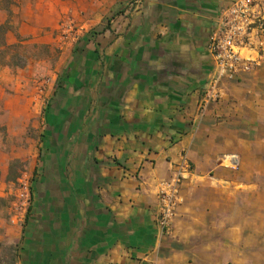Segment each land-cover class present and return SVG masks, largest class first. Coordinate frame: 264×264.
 <instances>
[{
  "label": "crops",
  "instance_id": "0c3cea01",
  "mask_svg": "<svg viewBox=\"0 0 264 264\" xmlns=\"http://www.w3.org/2000/svg\"><path fill=\"white\" fill-rule=\"evenodd\" d=\"M233 1L74 0L91 27L60 45L52 91L28 98L16 80L6 93L5 75H46L29 60L0 72V128L11 142L32 129L33 170L46 177V199L12 239L21 264H264V51L220 101L199 105L206 44ZM68 11V0H10L7 44L46 46ZM182 155L189 177L162 232L157 187ZM14 158L0 133V201Z\"/></svg>",
  "mask_w": 264,
  "mask_h": 264
},
{
  "label": "built area",
  "instance_id": "2783aa9c",
  "mask_svg": "<svg viewBox=\"0 0 264 264\" xmlns=\"http://www.w3.org/2000/svg\"><path fill=\"white\" fill-rule=\"evenodd\" d=\"M65 32L73 33L68 24ZM206 50L212 62V71L200 98V111L221 100L223 83L237 80L242 74L260 66L264 51V2L260 0H234L219 17L215 31L210 35ZM236 167L235 157L228 159ZM190 165L184 155L172 168L170 177L157 187V225L162 232H169L176 210L181 204L180 190L188 179ZM13 224L22 222L31 201L29 178L17 181L11 193Z\"/></svg>",
  "mask_w": 264,
  "mask_h": 264
},
{
  "label": "rangeland",
  "instance_id": "374dc122",
  "mask_svg": "<svg viewBox=\"0 0 264 264\" xmlns=\"http://www.w3.org/2000/svg\"><path fill=\"white\" fill-rule=\"evenodd\" d=\"M9 4L10 0H0V8L6 9ZM68 8V15L61 21L59 28L53 32H49L46 29V36H49V41L46 46H36L34 44L24 43L17 49V51L26 57L27 60L35 64V71L43 73L46 70V75H16L15 72L17 69L10 68L15 74L10 73L9 75H3L4 77L2 80V86L6 93L13 92L12 88L14 87L16 80L19 81L20 85H24L22 89L26 94L25 96L28 98H31L39 88L46 87V93H48L59 84L58 77L56 78V75L53 74L56 73L58 66L62 62V58L64 57L61 55L62 51L60 50V45H71L76 41V39L82 37V35L86 33L85 31H89L91 27L90 22L83 23L72 16L74 10V0H68ZM68 24L72 25L73 33L71 32V34L65 32ZM82 25L84 27H81ZM6 68L8 67L1 68L0 72ZM42 81H45V83L41 86ZM22 103L23 101L21 100L20 104ZM0 133L3 136L5 150L7 152L12 151L16 157L14 160H11L8 165L9 169L6 177V181L9 184L8 190H10L11 193H14L17 188V181L24 175L29 178L30 182V207L22 222L16 225L11 222V202L13 200V196L10 195L8 196V200L0 201V206L4 209L2 217L5 221L3 227L0 228V234L3 237L0 241V264H21L23 261L19 256V248H21L22 245H20L21 243L14 245L12 239H14V237L21 232H25L26 217L33 205V202L38 199H46V177L40 176L36 173V169L33 170V167L37 166L38 158L36 157L37 153H35L37 152V145H35L31 139L36 138V135L32 134V129H27L26 136L14 139L13 142L8 140L6 137L4 128H0ZM29 138L31 141H28ZM226 162L229 164L228 160H226ZM10 164H12L11 168ZM7 208L9 213L7 212ZM11 247L14 249V252L10 250ZM12 255H14V257H12Z\"/></svg>",
  "mask_w": 264,
  "mask_h": 264
},
{
  "label": "trees",
  "instance_id": "16d2710c",
  "mask_svg": "<svg viewBox=\"0 0 264 264\" xmlns=\"http://www.w3.org/2000/svg\"><path fill=\"white\" fill-rule=\"evenodd\" d=\"M12 31L13 26L10 20L0 24V69L3 67L23 69L27 64V58L17 51L21 43L8 45L6 42V35ZM12 164H10V168ZM10 250L14 252L12 247ZM12 257H14V255H12Z\"/></svg>",
  "mask_w": 264,
  "mask_h": 264
}]
</instances>
